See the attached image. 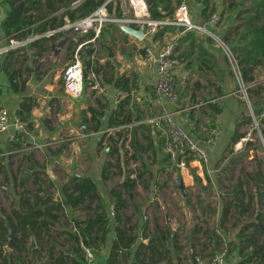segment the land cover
<instances>
[{
	"label": "crops",
	"instance_id": "0c3cea01",
	"mask_svg": "<svg viewBox=\"0 0 264 264\" xmlns=\"http://www.w3.org/2000/svg\"><path fill=\"white\" fill-rule=\"evenodd\" d=\"M236 1L241 7L233 6L229 9L227 0H181L187 4L188 14L193 23L202 25L205 21L206 17L201 12L203 3L212 10V13H220L222 21L218 29L214 30L210 25H206L205 31L189 30L181 35L180 28L165 26L158 31H164L162 35L157 38L155 36L152 43L125 34L119 26H105L97 41L98 46L100 48L102 46L104 57L98 59L95 67L104 92L96 93L88 83L83 94L73 98L64 90L62 70L72 57L74 49L88 36L80 37L78 41L69 39L62 45L58 54L51 48L52 35L48 37L46 33L53 32L57 43L64 33L63 26L55 25L52 28L48 26L47 31L41 34L48 38L45 44L46 51L40 50L41 42L32 44L33 41H29L35 37L40 38V35L22 40L24 44L20 46H15L12 40L8 44L3 34L2 23L10 10L9 0H0V106L9 111L13 123L17 110L25 99L30 98L34 104L29 119L28 135L18 136L13 140L12 136L15 133L13 125L5 132H0V181L5 184L0 192V223L5 225V218L9 221L13 209L27 210L22 204L23 197L29 198L34 205L36 194L51 198L49 205L61 202L63 215L67 219L65 222L61 220L62 217L60 222L56 218L54 222L52 219L46 220L45 224H53L48 234L29 230L27 251L23 253L22 258L17 256L13 264H49L61 253L66 255V260L71 261L75 258V248L60 247L57 235L66 230L86 240L80 222L88 218L105 220L103 227H107L106 243L98 248L99 259L95 264H106L116 237L114 217L111 215V209L114 207L113 190L119 191L125 202L121 216L123 223L127 221L132 244L130 258H133V264H188L189 261H192V264L197 263L194 255L196 239L199 240L200 237L196 232V228L199 227V225L196 227V223H200L201 218L195 211V203H201V198L195 197L193 190L200 188L204 193L208 192V195L213 193L216 196L215 180L217 176L218 178L222 176L219 175L221 170L217 166L221 159H224L226 152L234 146L231 145V141L235 132L249 136L251 125L227 50L236 54L225 39L231 41V46L236 45L237 38L234 41V37L242 30L238 27L242 20L247 16H254L253 23L260 26L264 22V17H257L255 12L240 14L242 8L251 4V0ZM172 2L175 8L176 1ZM40 3L42 5L40 11H48L45 0H41ZM64 8L51 16L56 15L59 20ZM30 14L39 15L36 10L29 12L28 15ZM50 20L44 18L36 27ZM67 20L69 19L65 18V25ZM211 33H214L215 37ZM177 36H181L182 39L178 53L179 64L174 69L180 101L172 105L156 96L154 85L157 69L155 66L152 69L145 67L144 53L146 47L153 45L160 47ZM109 46L112 49V58L109 57L107 49ZM120 46L131 47V54L136 62L133 63V69L129 66L132 57L128 60L124 52L119 50ZM9 47H13L10 49L14 51L11 55L6 53V48ZM67 51L71 52V55L62 63L61 57ZM88 52V50L84 52V66L89 58ZM47 58L54 64H49L47 69H43L39 63ZM12 71L19 75L18 80L14 82L9 76ZM241 73L246 83L257 85L251 87L249 91L253 95L254 112L260 114L264 110V64L257 66L249 64L244 66ZM119 77L129 80L127 86L119 85ZM20 80L24 82L23 85L18 83ZM119 103L123 104V109L132 121L124 126L107 127ZM89 107L97 112L102 124L97 132L92 129L96 121L91 122ZM162 108L171 112L174 119L196 140H202L216 127L221 129L218 142L208 151L209 159L204 168H198L191 162L188 168L183 169L178 166L177 160L171 157L169 166L161 170L162 160L168 153L164 150V139L160 137L153 120ZM121 119L122 117L119 118ZM244 121L247 124H243ZM120 129L127 133L125 150L129 151L128 155L122 151L120 153L114 151L115 145L109 144L107 140L109 137L117 140ZM133 131L142 147V152L138 151L139 161L131 158L130 141ZM103 136L104 143L100 144ZM53 141L59 142H54L50 146L45 145ZM32 144L37 147L27 149ZM135 147L138 148L137 143ZM141 160H144L145 165ZM33 161H36L38 166L34 165ZM129 172L130 179L136 180L131 190L123 185ZM139 173H143L141 178L137 177ZM73 178L91 179L97 185L99 203L95 200L91 204L71 208L61 194V187ZM39 179L43 183H35V180ZM178 179L179 183L175 184ZM181 185L184 186V191ZM47 192L54 197H48ZM98 205L104 209H97ZM224 207L225 205L223 209ZM204 209L207 212L206 207ZM53 213L57 215L56 211ZM67 221L70 222L69 226ZM76 223L80 225L79 229L75 226ZM181 226L184 227L180 228ZM99 227V225L94 227L96 232L91 233L92 236L102 235L99 230L97 231ZM32 241L35 242L36 248H31ZM7 244L6 242L2 249L9 254L13 249ZM73 244L74 240L69 239L68 245ZM48 249L53 250V259L47 257ZM105 255L106 260L103 258ZM187 255L191 258L188 259ZM231 257L232 262L236 264V256Z\"/></svg>",
	"mask_w": 264,
	"mask_h": 264
},
{
	"label": "trees",
	"instance_id": "16d2710c",
	"mask_svg": "<svg viewBox=\"0 0 264 264\" xmlns=\"http://www.w3.org/2000/svg\"><path fill=\"white\" fill-rule=\"evenodd\" d=\"M75 0H45V5L48 11L41 12L40 9L42 7L41 0H9L10 10L8 12L7 17L2 23L3 34L6 38L8 44H10L11 40L22 41L29 37H34V35H40V38H37L32 44H36L37 42H41L39 45L40 50L46 51L45 44L48 41V38L41 35L47 31L48 26L51 28L55 25L65 26V18H68L71 22L76 20L83 19L89 15H91L98 7L101 5H105L109 15L116 16L119 14V4L117 1H108V0H82L77 6L71 7V3ZM108 1V2H107ZM176 4L181 2V0H175ZM149 6V13L153 19H164L170 18L174 12V3L172 0H147ZM228 8H232L233 6L241 7L239 2L236 0H227ZM62 7H65L62 12L61 18L58 20L56 15L51 16L53 13L59 11ZM37 11L39 15H28L31 11ZM204 17H208L212 10H209L208 6L203 3V7L201 10ZM243 12H255L257 17H264V0H251V4L242 8L240 14ZM239 14V15H240ZM44 18H50V21H44L36 25L43 20ZM254 16H247L242 20V23L238 25V27L242 28L241 32L235 35L234 41L237 38L236 45H230V40L225 39L227 45L230 49L236 54L238 62L241 66V69H244L249 64L252 66H257L264 64V22L262 25L258 26L253 23ZM57 21V23H56ZM237 28V26H236ZM164 31L158 32L156 34V38L162 35ZM89 39L93 37V33L88 35ZM114 39L112 40V42ZM76 45V44H75ZM7 55H11L14 51L9 50L6 52ZM86 56V55H85ZM92 65L91 60L86 61V66L90 67ZM93 65L97 66V60L93 62ZM10 79L18 80V73L12 71L9 73ZM119 85L122 87V84L127 86L128 79L124 77H119ZM251 80V79H250ZM18 83L21 85L24 84L22 80ZM15 87L16 84H15ZM126 88V87H125ZM34 108V104L32 103L30 98L25 99L20 108L17 110V117L22 121L28 123L31 117V112ZM89 111L91 112V122L93 123L92 129L94 131H99L102 127L100 120L98 118L97 112L89 107ZM122 117L121 120L119 118ZM132 121L131 117L127 115L126 111L123 109V104L119 103L117 109L113 111V115L107 124V127L115 128L119 126H124L125 124H129ZM243 124H247L246 121ZM264 125V123H263ZM264 135V131H263ZM22 136V135H18ZM17 136V137H18ZM105 136V135H104ZM104 136L102 137L101 143H104ZM118 139L114 140L112 137H109L107 140L109 144L115 145L114 151L119 152L122 151L123 154L128 155L129 151L125 150V143L127 142V133L120 129L117 133ZM16 137V138H17ZM245 135L239 133L238 131L232 137L231 145L239 142ZM135 143H137L138 148L135 147ZM103 146V145H102ZM110 146V145H109ZM130 146L132 148L131 158L134 161H139L138 151L142 152V147L136 140L135 132H132V139L130 141ZM252 144L248 143L246 145V149L250 148ZM171 159L170 154H166L162 160V169L166 166H169L168 162ZM144 164V160H141ZM33 164L38 166L36 161H33ZM143 173H139L137 175L138 178L142 177ZM130 172L127 173V179L124 182V187L126 189L131 190L136 180L130 179ZM243 177L248 182H255L258 186L257 189L260 190L261 187H264V175L260 169H256L253 173L243 172ZM35 183H43L41 179L35 180ZM24 184V181H23ZM242 181L239 180L238 183L234 186L233 190L234 198L238 200L237 194L241 191ZM41 191V190H40ZM61 194L63 198L66 200V203L71 208H77L85 205L86 203H92L97 200L99 203L100 195L98 192L97 185L89 178H73L68 182L62 185ZM112 195L114 197V229L116 237L113 240V244L111 247L110 256L107 259L106 264H121L120 257H129L131 252V239L130 234L127 229V221L123 223L121 210L125 206V202L122 198V195L119 191L113 190ZM258 200L260 201L264 198V192L259 191L257 193ZM51 198H46L44 196L35 195V203L31 204L29 198L23 197L22 204L26 207V211H19L16 209L12 210V216L9 217L10 224L14 233V249L9 254L5 252L2 248L7 242V228L4 223H0V264H13L14 260H16L17 256L23 257V253L27 251V239L29 238V230L33 232H44L48 234L50 231V227L53 226L52 223L45 224L46 220L52 219L54 222L55 218L58 222H60V212L63 211L62 203H53L51 205L48 202H51ZM44 206L43 208L41 206ZM231 207V203L225 204L223 209V216L226 215L228 209ZM104 209V207L98 205L97 209ZM245 208L242 204L237 205V210L240 213L245 211ZM1 210V208H0ZM53 211L57 212V215L53 213ZM14 219V220H13ZM105 223L104 219H91L88 218L85 221H81L80 225L84 228L83 232L87 239H80L79 235H75L70 233V238L74 240V242L80 243L84 242L87 246L95 245L99 248L103 244L106 243V231L107 227H103ZM264 224V209L260 206H256L254 211V219L252 222L247 223L245 226H241L238 231L236 237L238 241L236 242L233 252L234 256L237 258L236 264H264V242L262 244H257L253 235L246 233L249 226H254L256 231L259 232V228ZM99 225L97 231L102 233L101 236H92L91 233L96 232L94 227ZM35 230V231H34ZM250 248V249H249ZM152 250V249H151ZM74 251H76L74 249ZM120 251L124 253H120ZM37 253V251H35ZM47 257L53 259V250L48 249ZM21 259L18 261L20 262ZM44 264V263H38ZM49 264H80L76 261L75 258L71 259V261L66 260V255L61 253L56 259L53 260V263ZM133 264V262H132Z\"/></svg>",
	"mask_w": 264,
	"mask_h": 264
},
{
	"label": "built area",
	"instance_id": "2783aa9c",
	"mask_svg": "<svg viewBox=\"0 0 264 264\" xmlns=\"http://www.w3.org/2000/svg\"><path fill=\"white\" fill-rule=\"evenodd\" d=\"M82 0H75L71 3V7L77 6ZM111 1V0H108ZM107 1V2H108ZM119 4V14L116 16L109 15L106 6L101 5L91 15L71 22L67 20L63 31L67 32L74 38L87 37L93 33V37L85 39L78 47L74 49V53L70 60L65 64L63 69L64 90L67 95L73 98L81 96L88 83L96 93H103L104 87L99 79L93 62L98 60L99 47L97 41L102 33V30L107 25H131L135 28L143 27V40L147 42L154 41L158 31L165 26H175L181 29V35L189 30H203L205 26L210 25L214 30H217L222 16L220 13H212L205 18L202 25L193 23L188 14V7L185 2H179L174 8L172 17L164 19H153L149 13V6L147 0H113ZM215 37L214 33H211ZM53 35V32L46 33V36ZM38 37L32 38L29 41H34ZM73 38V40H74ZM15 46L23 45V41L12 40ZM181 36H177L171 41L163 44L160 47L149 46L146 47L144 53V65L147 69H152L154 66L157 69V77L154 85V91L158 98L165 99L172 105H176L180 101V91L175 75V67L179 64L178 53L181 48ZM13 46V47H15ZM6 48V52L11 48ZM88 50L87 60L92 61L90 67L84 66L82 54ZM227 55L232 64V69L236 74L239 92L242 97L246 98L249 107V116L255 129L260 130V126L264 123V110L260 114H256L252 109L251 103L248 100L247 93L255 83L249 85L245 82L241 73V66L236 55L227 50ZM153 123L160 135L164 139V150L166 153L177 160L178 166L186 169L189 163H195L198 168H204L209 159V149L218 142L221 129L218 127L211 130V132L202 140H196L189 131H187L180 123H178L171 112L162 108L158 115L154 118ZM14 126L15 133L12 139L15 140L18 135H28V123L22 121L17 116L12 123L9 111L0 106V132H5ZM248 137V136H247ZM58 143L53 141L46 143L50 146ZM61 142V141H60ZM37 146L32 144L27 149H34ZM133 177V176H132ZM111 215L114 217V207L111 209ZM80 250L84 255V264H95V256L92 249L84 242H80ZM211 264H225V252L216 254L212 258Z\"/></svg>",
	"mask_w": 264,
	"mask_h": 264
},
{
	"label": "rangeland",
	"instance_id": "374dc122",
	"mask_svg": "<svg viewBox=\"0 0 264 264\" xmlns=\"http://www.w3.org/2000/svg\"><path fill=\"white\" fill-rule=\"evenodd\" d=\"M101 48L99 47V56L97 59L104 57L102 55ZM119 50L124 52L128 60L130 59L129 57H132L129 62V66H131L133 69V63L136 62L135 60H133V55L131 54V47L120 46ZM70 55L71 52L67 51L64 55L65 57H61L62 63H64V59L68 60ZM82 56H84V53L82 54ZM49 64H54V62H49L47 58L40 62L39 66H41V68L43 69H47ZM252 96V93L248 91V100L252 105V109L255 110L254 102L252 101ZM243 98L246 104L248 117L250 118V112L248 104L246 102V98ZM263 131L264 125H261L260 130H257L254 128L251 122V125L249 127V136H245L244 139L235 143L234 146H232V148H230L226 152L225 156L223 157L224 159H221L219 165L217 166V168L221 170V172H219V175L222 174V176H220L219 178L217 176L215 180L217 193L216 196H214L213 193L211 195H208V192L204 193L200 188L193 190V192L195 193V197L201 198V203L196 202V198L194 199V202H196L195 211L199 214V217L201 218L200 223H196V227L197 225H199V227H197L198 229L196 228V232L200 237L199 240L196 239V253L194 255V259L197 260L196 264H211L213 256L223 252H225V264H234L232 262L231 256L234 255L233 249L236 242L238 241L236 237L238 231L240 230L241 226H245L247 225V223L253 221L256 206L261 205V207L264 209V198L259 201L257 197V193L259 191L264 192V187L262 186L261 189L258 190V186L255 182H248L243 177L244 171L247 173H253L256 169H260L264 175ZM67 142H69V140ZM248 143L252 144V146L246 149V145ZM212 177H215L214 174H212ZM22 179H24V177H22ZM239 180L242 181V185L240 193L237 194L238 200H236L234 198L235 196L233 193L235 192V189L233 190V188ZM178 183L179 179L175 182V184ZM4 185L5 184L0 181V192L2 190V186ZM206 200L208 202H206ZM228 203H231V207L228 209L226 215L223 216V212L221 211L223 209V206ZM240 204L247 208L243 213H240L237 210V205ZM204 207H206L207 212H205ZM59 214L60 217L63 218L61 220L65 222V220L67 219L64 217L63 212L61 211ZM66 223L67 226H69L70 222L67 221ZM75 226H77L78 229L80 228V225L77 223ZM193 227H195V225ZM259 230L260 231L257 232L254 226H249L248 230H246V233L253 235V239L257 244H262L264 242V224L261 225ZM70 235V232L66 230H64L63 232H59L57 235L58 244L60 245V247H65V249H69V247L75 248L76 251L74 252L76 261L80 264H84V255L80 250V243L74 242L73 245H68V240L71 239ZM88 247L92 249V252L95 256V263L98 262V247L96 246V244ZM46 249L47 247L45 248V250ZM187 256L188 259L191 258V256ZM103 258H105L106 260V255ZM120 260L121 264H132L133 262V258L131 259L130 255L129 257L121 256ZM188 264H192V261H189Z\"/></svg>",
	"mask_w": 264,
	"mask_h": 264
},
{
	"label": "water",
	"instance_id": "95a60500",
	"mask_svg": "<svg viewBox=\"0 0 264 264\" xmlns=\"http://www.w3.org/2000/svg\"><path fill=\"white\" fill-rule=\"evenodd\" d=\"M245 0H242V2H244ZM119 28L127 35H131L133 37H135L138 40H141L143 38L144 35V28L143 27H139V28H135L131 25H119ZM51 40L53 41V44L51 45V48L55 51L56 54L59 53V51L61 50L62 45L67 42L69 39H73L74 37L70 36L66 31L63 33L62 38L56 43V36L52 35ZM74 40L78 41L79 38H74ZM108 51H109V57L112 58L113 57V53H112V49L111 47H107ZM140 155V154H139ZM182 190L184 191V186L181 185ZM47 196L48 197H54L53 194L47 192ZM186 223H187V219H186ZM5 226L7 228V246L11 249H14V233H13V229L12 226L10 224V222L5 218ZM184 226H181L180 228H183ZM31 248H36V244L34 241L31 242ZM195 260V259H194ZM196 262V260H195Z\"/></svg>",
	"mask_w": 264,
	"mask_h": 264
}]
</instances>
